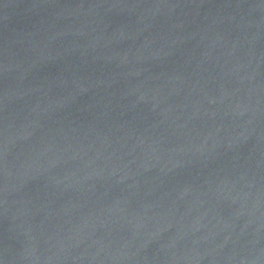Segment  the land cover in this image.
<instances>
[{
    "label": "water",
    "instance_id": "water-1",
    "mask_svg": "<svg viewBox=\"0 0 264 264\" xmlns=\"http://www.w3.org/2000/svg\"><path fill=\"white\" fill-rule=\"evenodd\" d=\"M0 264H264V0H0Z\"/></svg>",
    "mask_w": 264,
    "mask_h": 264
}]
</instances>
